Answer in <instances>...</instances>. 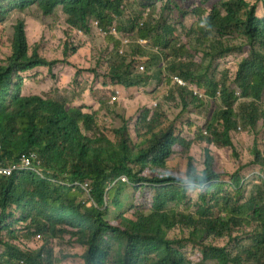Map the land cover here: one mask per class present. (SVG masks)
<instances>
[{"label": "trees", "instance_id": "obj_1", "mask_svg": "<svg viewBox=\"0 0 264 264\" xmlns=\"http://www.w3.org/2000/svg\"><path fill=\"white\" fill-rule=\"evenodd\" d=\"M131 1L144 9L155 4ZM217 2L209 12L166 2L165 10L173 4L182 18L196 19L179 43L173 26L152 15L130 16L127 0H0V166L34 156L48 172L45 180L30 173L0 176V264H61L72 254L58 257L54 242L81 247L74 256L83 264H264V155L255 133L264 124V0ZM32 6L45 17L59 9L74 35L91 34L95 23L101 31L116 29L117 37L104 38L105 59L98 55L93 67L74 65L75 77L92 74L109 84L92 90L93 104L26 88V74L51 72L58 63L37 45L29 48L20 15ZM157 48L167 61L166 78L179 77L204 98L167 78L174 86L163 106L152 113L144 108L133 126L110 101L116 91L161 80ZM79 52L66 45L64 56L71 60ZM233 54L240 56L235 72L215 76L218 62ZM70 60L65 63L71 66ZM174 100L184 113L214 103L192 138L184 133L193 125L184 130L164 109ZM108 113L110 122L103 118ZM113 117L121 122L112 123ZM240 127L255 135L247 160L233 139ZM194 143L207 146L199 168L191 155ZM211 146L231 153L232 172L216 170ZM173 160L186 161L185 171L179 164L171 168ZM254 174L258 180L248 183ZM81 185H88V194ZM189 189L199 192L197 199ZM111 210L116 213L108 219ZM36 238L42 244L34 248Z\"/></svg>", "mask_w": 264, "mask_h": 264}, {"label": "rangeland", "instance_id": "obj_2", "mask_svg": "<svg viewBox=\"0 0 264 264\" xmlns=\"http://www.w3.org/2000/svg\"><path fill=\"white\" fill-rule=\"evenodd\" d=\"M167 1L168 0H154V6L146 5L144 9L138 3H133V1L127 0V4L131 5L129 7V15L134 17L137 14L139 17L143 14L142 16L144 19H147L152 15L153 20L156 23L160 22L162 24L173 26L176 29V36H174V39L181 43L182 40H185V31L190 28L196 19L192 16L182 18L177 6H174L173 4L170 5L169 9L165 10L164 5ZM175 2L180 8L184 7L185 9H191L192 11L194 7L198 6L208 12L216 3H218L217 0L206 4H201L200 0H175ZM147 9L148 11H146ZM257 15L260 17L262 16V8L258 9ZM14 17L15 16H12L5 23L4 28L7 31H10ZM20 17L24 20L29 48L31 49L33 46L37 45L40 54H44L49 60L58 61L51 72H47L45 68H40L39 70L26 74L24 76L26 88L29 91L42 96L57 94L59 97L70 100L76 105L93 104L91 100L92 90L97 86L100 88L109 84L103 78L94 79L92 74L82 73L75 77V73L78 67L81 69L87 68L90 62H92L90 67H93L98 55L101 57L98 59H105L104 50L105 46H107V40L104 38L108 36H104L95 29H93L91 34L87 36L83 35L80 37L74 35V31L72 33L69 27L66 26L65 17L61 14L59 9H56L52 16L45 17L36 7L32 6L28 8L24 14L20 15ZM225 39L232 40L234 44H239L241 42L240 38L233 39L231 36H228ZM66 45L69 47L75 46L77 49L79 48L80 54L76 55L71 60L69 58V53H67L68 56L65 57L64 49ZM161 51L162 49L157 48L156 53L161 56L160 67L163 72V77H161L160 81H152L147 87L132 92H123L121 90L116 91L114 96L117 100L110 101L111 107L116 105V111L131 121L130 125L135 122L136 118H138V115L144 108L152 113L154 109L158 108L160 105L163 106V97L167 96L168 91H171V88L174 86L172 81L169 86L166 84V79H170V77L172 79V76H167L166 78L164 69L167 61H165V56L164 54H161ZM239 57V55L233 54L219 61L217 64L218 66L216 65L213 69L215 76L224 70H228L230 73L235 72V65ZM67 59L74 64H71L70 66L68 62L65 63ZM74 65L77 66V68L74 67ZM61 78L63 81H61ZM203 103L204 106L200 108L192 107L188 113L182 111L179 100H174L172 104L169 103L164 109L171 120H179V122L185 127L184 130L190 123L193 125L192 129H189L184 133V135L192 138L196 128H200L201 125L208 120L207 117L210 115V105L214 104L211 100ZM103 118L107 122H110L112 119L110 113L103 114ZM120 122L121 120L113 117L112 123L119 124ZM255 133L258 139L259 149L261 150L262 155H264V124H260L256 128ZM254 138L255 135L253 131H245L241 127L239 130L237 129L236 134H233L237 151L242 159L247 160L248 156L250 158V152L254 146ZM206 147L205 143H194L191 149V155L195 159L194 165L196 167L202 163L204 159L203 151ZM209 149L215 155V168L219 173L233 171V158L230 152L216 149L213 146L209 147ZM178 164L181 165V171L184 172L187 164L186 161L181 160V162H179L173 160L169 163V166L173 168L177 167ZM256 169H258V167ZM257 176V174L251 175L248 183L252 184L253 181L258 180ZM250 192L251 188L248 189L247 195H249ZM198 193L199 192L196 189H189L190 197L193 200L197 199ZM115 213V210H111L108 219H110ZM33 243L34 248L40 247L42 244L40 239L37 238L33 240ZM53 247L55 254L58 257H60L64 251H68L72 254L70 258L64 260L61 264H83L80 256H74L82 253L83 250L81 247L65 248L61 247L57 242H54Z\"/></svg>", "mask_w": 264, "mask_h": 264}, {"label": "clouds", "instance_id": "obj_3", "mask_svg": "<svg viewBox=\"0 0 264 264\" xmlns=\"http://www.w3.org/2000/svg\"><path fill=\"white\" fill-rule=\"evenodd\" d=\"M146 11H148V9L146 10ZM97 25L98 24H93V29H95V30H97V31H101V30H98L96 27H97ZM115 31H116V29L115 28H113ZM113 29H110V30H106V31H101L100 33H102L104 36H116L117 37V31H116V34L114 35V34H110V32L113 30ZM76 32V34H77V36H80V37H82L83 36V33L81 32V31H75ZM143 43V42H142ZM128 45V43H124V46H127ZM155 53L157 52V49L154 51ZM121 53H123V51H121ZM175 78H178L179 80H181L179 77H177V76H174L173 78H172V81H173V83H176V84H178L176 81H175ZM182 82H184L185 84H186V86H181V85H179L180 87H185V88H187V89H189L192 93H193V96L194 97H198V98H200V99H203L204 98V95L202 94V93H200L198 90H196L193 86H191V85H188L185 81H183V80H181ZM194 91H197L200 95H201V97H199V96H196V95H194ZM239 95V94H238ZM115 101V100H117V98L115 97V96H113V98L111 99V101ZM240 129V128H239ZM22 158H25V157H21L19 160H18V162L16 163V164H13V165H11L10 167H2V166H0V167H2V168H11V167H13V166H16V165H19V162H20V160L22 159ZM34 158H36V160L38 161V164H36V163H33L32 165H31V167L29 168V169H25V170H15V171H13V172H11L9 175H7V176H5V175H0V176H4V177H9L10 175H12L13 173H30V174H33V175H35L37 178H40V179H42V180H45V179H47V171L45 170V168L42 166V165H40V160L37 158V157H34ZM122 179H125V181H123ZM120 181L122 182V183H128V180L125 178V177H122L121 179H120ZM113 185H114V183L113 184H111L109 187H108V190H110L112 187H113ZM136 186H138V185H136ZM38 239H40V238H38Z\"/></svg>", "mask_w": 264, "mask_h": 264}, {"label": "built area", "instance_id": "obj_4", "mask_svg": "<svg viewBox=\"0 0 264 264\" xmlns=\"http://www.w3.org/2000/svg\"><path fill=\"white\" fill-rule=\"evenodd\" d=\"M101 32V31H100ZM110 34H116V31L113 29ZM127 42H125L126 44ZM175 81L181 85V86H186V84L184 82H182L181 80H179L178 78H175ZM194 95L201 97V95L197 92L194 91ZM33 163L38 164V161L36 160V158H34V156H32L31 158H22L19 162V165L13 166L11 168H2L0 167V175H9L11 172L15 171V170H25V169H29L31 167V165ZM123 181H125V179H122ZM87 194L89 193V188L88 185H81L80 186Z\"/></svg>", "mask_w": 264, "mask_h": 264}]
</instances>
